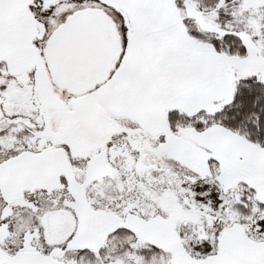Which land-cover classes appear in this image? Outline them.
<instances>
[{
	"label": "snow or ice",
	"instance_id": "obj_1",
	"mask_svg": "<svg viewBox=\"0 0 264 264\" xmlns=\"http://www.w3.org/2000/svg\"><path fill=\"white\" fill-rule=\"evenodd\" d=\"M0 264H264V0H0Z\"/></svg>",
	"mask_w": 264,
	"mask_h": 264
}]
</instances>
